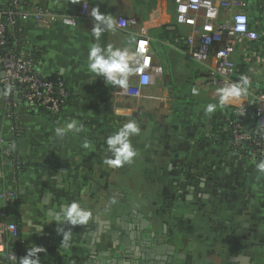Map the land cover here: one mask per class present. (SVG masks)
Listing matches in <instances>:
<instances>
[{"label":"crops","instance_id":"crops-1","mask_svg":"<svg viewBox=\"0 0 264 264\" xmlns=\"http://www.w3.org/2000/svg\"><path fill=\"white\" fill-rule=\"evenodd\" d=\"M22 1L29 8L67 15L85 3L87 12L74 27L32 21L20 26L35 71L62 79L69 100L58 115L21 110L12 122L3 119L0 105V140L6 147L14 145L17 155L15 161L0 154V193L16 195L11 204L0 200V212L19 230L16 239H5L7 252L17 257L10 264H18L33 245L45 249L37 253L40 264H93L87 260L95 237L85 240L83 230L89 233L88 226L98 220L119 233L122 224H131V211L155 221L164 243H176L180 264H264V174L256 168L263 160L235 152L229 143L231 111L248 106L251 90H264V38L236 49L234 82L247 78V94L220 105V89L208 84L207 67L186 56L191 28L178 21L174 0ZM214 1L219 7L220 0ZM237 1L246 3L239 11L247 14L252 28L264 21L262 0ZM4 5L0 0V9ZM93 8L132 23L125 30L106 31L97 40L91 33ZM231 12L222 9L219 18ZM139 40L147 42L152 67L147 86L141 87L134 73L121 89L88 72L94 44L137 53ZM246 47L261 62H243L241 48ZM193 87L199 95H192ZM134 89H140L138 97L127 94ZM209 104L216 105L212 113L206 111ZM72 120L83 130L55 131ZM130 120L141 129L129 138L136 155L130 163L109 166L104 161L114 157L106 139ZM85 141L90 148L83 147ZM72 202L91 213L86 226L54 221L53 214ZM121 217L125 221L116 226L115 219ZM69 231V240L62 243ZM109 250L96 245L99 253ZM97 259L106 264L111 256L97 254ZM4 262L5 252L0 254V264Z\"/></svg>","mask_w":264,"mask_h":264},{"label":"built area","instance_id":"built-area-1","mask_svg":"<svg viewBox=\"0 0 264 264\" xmlns=\"http://www.w3.org/2000/svg\"><path fill=\"white\" fill-rule=\"evenodd\" d=\"M4 1L5 5L0 9V105L3 119L12 122L21 110L32 108H45L49 113L58 115L69 100L68 87L60 78L46 77L35 71L30 54L24 46L21 47L23 40L20 26L23 22L32 21L41 26L60 24L74 27L78 20L86 16L87 5L83 3L77 13L67 15L43 7L29 8L22 0ZM174 3L178 21L191 28L189 42L192 45L186 56L207 67L209 85L223 89L234 84L236 64L233 57L236 49L244 43L255 44L264 37V21L254 23L255 28H252L247 14L239 11L246 8V3L237 0H220L219 7L214 0H174ZM222 9L232 11L224 20L219 18ZM116 20V29L119 30H125L132 23L124 17H117ZM120 21H123L122 25ZM259 26L262 30L258 31L256 27ZM8 42L10 46H7ZM141 46L143 52L140 51ZM247 48H241L243 62L252 59L261 62L260 57ZM136 51L141 56V70L134 74L139 78L140 86L145 87L149 83L147 71L152 68L147 55V42L139 40ZM9 86L11 92L5 94ZM127 94L138 97L140 89L128 90ZM231 112L241 119L229 122L231 148L236 152L248 147L253 155L264 159V90H251L248 106ZM249 119L251 126L247 122ZM0 154L17 161L13 147L4 146L1 140ZM15 198L14 192L0 193V200L5 203L11 204ZM18 233V226L3 211L0 212V254L5 252L3 264L16 261V255L7 252L5 239H16Z\"/></svg>","mask_w":264,"mask_h":264},{"label":"clouds","instance_id":"clouds-1","mask_svg":"<svg viewBox=\"0 0 264 264\" xmlns=\"http://www.w3.org/2000/svg\"><path fill=\"white\" fill-rule=\"evenodd\" d=\"M90 16L93 18L91 33L97 40H99L104 32L115 31L117 20L114 16L102 14L98 8H93ZM119 23L122 25L123 21ZM140 51L143 52V46H141ZM87 70L89 73L94 74L95 77H104L106 84L125 89L128 86L129 76L141 70L140 57L137 53H133L127 48H114L112 45L104 48L99 44H94L89 49ZM248 83V79L242 77L240 82L218 90L220 105L240 101L247 94ZM10 92L11 86H9L5 94ZM192 95H199V91L195 87L192 88ZM215 109L216 105L209 104L206 111L212 113ZM76 124L77 121L72 120L66 124L65 128H56L55 131L58 134L65 131H82L83 125L77 129ZM140 131L141 129L136 121L130 120L114 135L109 136L105 143L107 144V150L112 152L114 158L106 159L104 162L109 166H121L125 163H130L133 157H135L136 152L129 138L130 136L138 135ZM83 147L86 149L90 148L89 142L85 141ZM256 168L260 173L264 174V161L258 163ZM90 216L91 213L77 202H72L64 207L61 212L53 214L54 221H66L74 226L85 225L89 221ZM57 231L59 233L62 229H58ZM70 236V231L65 233L62 243H67ZM42 252H45L44 248L33 245L27 251V254L19 259V264H40V258L37 257V253ZM33 257L36 258L32 259Z\"/></svg>","mask_w":264,"mask_h":264},{"label":"water","instance_id":"water-1","mask_svg":"<svg viewBox=\"0 0 264 264\" xmlns=\"http://www.w3.org/2000/svg\"><path fill=\"white\" fill-rule=\"evenodd\" d=\"M131 212L129 215L131 224L127 227L122 224L119 233L111 230V224L100 223L98 220H95L94 225L88 226L90 231H95V234L90 231L88 233L87 228L83 230L84 236H87L85 240L90 242L88 235L93 234L95 237L91 241L93 245L87 263L102 264V261L97 259L98 254L99 257L111 256L106 264H180L174 253L176 243L174 242L172 247L168 243H164L162 238H159L158 225L155 221H145L140 213ZM121 220L125 221V217L115 219L114 224L119 225ZM108 236H110V240ZM96 245L102 249L110 246V250L99 253L96 251Z\"/></svg>","mask_w":264,"mask_h":264},{"label":"trees","instance_id":"trees-1","mask_svg":"<svg viewBox=\"0 0 264 264\" xmlns=\"http://www.w3.org/2000/svg\"><path fill=\"white\" fill-rule=\"evenodd\" d=\"M262 4H264V0H262ZM262 10L264 11V8H262ZM263 38L264 37H261L260 39H259V41H263ZM258 41V42H259ZM257 42V43H258ZM11 44L8 42V45L7 46H10ZM23 46V43H21V47ZM31 56V59H32V61H33V64H34V69H35V66H36V62H35V59H34V57L32 56V55H30ZM236 69H238L237 67H236ZM31 110H34V111H36V112H41V113H49V111H47L45 108H32ZM232 121H239V117H237V116H233L232 117ZM252 128V127H251ZM242 151H244V152H246V153H248V154H251V155H253V151L250 149V148H248V147H246V148H244V149H239V150H237L236 152H242ZM254 157H257V156H255V155H253ZM257 158H259V159H262V158H260V157H257ZM263 161H264V159H262ZM18 264H19V261H18Z\"/></svg>","mask_w":264,"mask_h":264}]
</instances>
